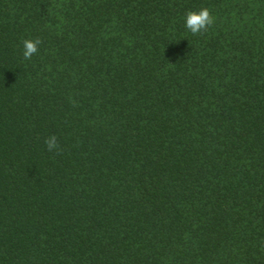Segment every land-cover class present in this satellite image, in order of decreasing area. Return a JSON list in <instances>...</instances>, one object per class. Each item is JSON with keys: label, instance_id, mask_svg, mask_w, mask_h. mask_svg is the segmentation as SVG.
I'll list each match as a JSON object with an SVG mask.
<instances>
[{"label": "trees", "instance_id": "trees-1", "mask_svg": "<svg viewBox=\"0 0 264 264\" xmlns=\"http://www.w3.org/2000/svg\"><path fill=\"white\" fill-rule=\"evenodd\" d=\"M0 264H264V0H0Z\"/></svg>", "mask_w": 264, "mask_h": 264}, {"label": "clouds", "instance_id": "clouds-1", "mask_svg": "<svg viewBox=\"0 0 264 264\" xmlns=\"http://www.w3.org/2000/svg\"><path fill=\"white\" fill-rule=\"evenodd\" d=\"M213 17L209 12L208 8L202 7L198 11H188L184 14L183 24L184 28L191 33L196 35L204 32L213 23ZM21 55L25 60H29L38 51V47L41 44L39 38L25 39L22 42ZM46 150L49 152L59 151V145L57 143V137L50 135L44 140Z\"/></svg>", "mask_w": 264, "mask_h": 264}]
</instances>
